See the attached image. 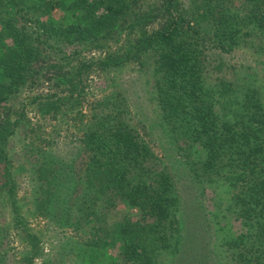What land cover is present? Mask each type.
<instances>
[{
  "label": "trees",
  "instance_id": "16d2710c",
  "mask_svg": "<svg viewBox=\"0 0 264 264\" xmlns=\"http://www.w3.org/2000/svg\"><path fill=\"white\" fill-rule=\"evenodd\" d=\"M76 43L106 54L79 58L65 50ZM240 49L264 56V0H0V202L11 207L24 247L9 252L2 239L10 227L0 232V264H68L69 256L71 264H162L167 249L173 264H264V84L248 70L211 81L210 58ZM128 63L151 66L171 143L198 147L197 161L177 158L188 164L185 177L161 165L121 92L82 111L84 74ZM48 66L63 94H36L30 103L54 118L75 112L80 151L65 157L38 146L22 165L29 189L21 202L10 144L21 129L23 145L31 134L24 110L5 104L42 81ZM40 217L62 236L60 260L43 256V231L30 223ZM231 219L240 230L225 228Z\"/></svg>",
  "mask_w": 264,
  "mask_h": 264
},
{
  "label": "rangeland",
  "instance_id": "374dc122",
  "mask_svg": "<svg viewBox=\"0 0 264 264\" xmlns=\"http://www.w3.org/2000/svg\"><path fill=\"white\" fill-rule=\"evenodd\" d=\"M148 1L153 3L158 0ZM65 50H71V53L74 50H78L80 52L79 58L90 60L91 57L99 58L101 54L105 55L106 51L104 50L107 49H91L76 43L65 47ZM54 56L55 55L53 54L50 58L54 59ZM51 60L49 62H51ZM210 60L212 61L211 81L213 82L220 78H232L236 75V71L248 70L259 80V83L264 84V56L256 57L251 52L245 49H240L233 53L224 55L222 58L213 56ZM221 61L223 62L221 64L222 69L218 67V64ZM50 68V71H43L44 78L42 81H40L37 85L28 86L18 96L14 97L11 102L5 104L6 107L9 106L13 109V111H16V114H20L21 111L24 110L25 126H27L26 129L31 134L29 138H25L24 145L28 144V148L26 146L24 147L23 141L20 139V137L22 139L25 137V131H23V129H21L20 134L16 136L10 144V147L13 148L12 154L16 160L15 164L18 165L17 168L19 170L17 177L19 183L21 184V189L19 190L18 200L21 202H24L23 199L29 189L28 180L25 176L26 172L23 171L22 165H26L29 161L35 160L37 156L36 150L39 148L38 146H53L56 152L63 154L65 157H71V151H80L77 150L79 147L77 146V142H75L76 135H74V132L76 131L73 125L76 121L72 118V116H76L75 112L71 114V111H68L65 113L66 116L64 117L59 115L57 118H54L51 115H42L37 110L36 106L30 103L32 97L36 94L46 95L49 92H59L63 94V89L61 87H57L55 83L59 78V73L56 69L52 67ZM83 79L85 89L81 97V108L86 115L90 113L91 107L98 99L104 98L112 93L121 92L124 96H126L129 104V119L132 124L136 125L140 132L145 136L155 156H157L160 160L161 165H168L174 174L183 173L185 177V172L188 171L189 168L188 164H180L177 158L180 157V154H184L182 157L184 160H188L191 163L197 161L198 151H196V148L198 149V147L178 150L177 146L171 143L172 141H170V138L165 134V127L160 123V113L157 109L156 101L152 98L154 80L151 76V66L141 67L137 63H128L120 69L113 71L91 68L87 74H84ZM261 87L264 92V85ZM65 93H67V91ZM220 106V103L216 104L217 108H220ZM32 128L34 130H32ZM181 143L183 146L185 145L184 142ZM32 150L35 151V154L32 153ZM85 158L86 157L84 155L80 157L77 164L82 163ZM190 162L189 165H191ZM187 181L190 183V178H188ZM218 189V192H221L222 195H226L221 188ZM216 196L217 195L214 194L212 188L208 187V192L206 197L204 196V199L205 203L212 207V209L214 207L213 199H215ZM218 196L220 195L218 194ZM117 205L118 207L116 211H121L123 204L119 199H117ZM11 218L12 214L9 204L0 202V232L10 227L9 234L6 235L8 229H6V232L3 234V246L5 248H9V252L11 251V253H17L23 251L24 247L17 240V230L14 228L12 222L13 220H11ZM225 220L223 222H225ZM30 223L34 228H36V231L39 234L40 230L43 231V233H41L43 240L41 245L44 247L43 256L60 260L61 257L58 254L60 249L58 244L59 241L61 242L63 240H59L62 236L53 230H48L49 228L46 227L47 220L42 217L31 218ZM223 225H225L226 229H229L230 227L232 228L233 226L235 230H240L239 221L232 222L231 219V222H226ZM225 228L222 230L227 232ZM69 233H71V235L73 234L70 230L66 232V234ZM221 233L222 232L219 231L217 232V234ZM52 246L53 248L51 249ZM167 250H164L162 253V264H173L176 257L175 253ZM65 261L66 263L71 264V256L67 257ZM117 261L118 263L123 262L121 258ZM41 262V257L35 259L36 264H40Z\"/></svg>",
  "mask_w": 264,
  "mask_h": 264
}]
</instances>
